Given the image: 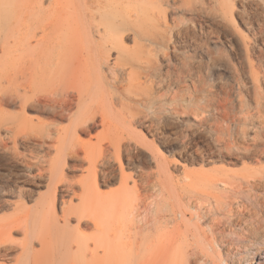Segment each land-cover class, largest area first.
I'll list each match as a JSON object with an SVG mask.
<instances>
[{"label": "bare ground", "instance_id": "1", "mask_svg": "<svg viewBox=\"0 0 264 264\" xmlns=\"http://www.w3.org/2000/svg\"><path fill=\"white\" fill-rule=\"evenodd\" d=\"M215 39L237 64L212 90ZM0 170V264L254 258L264 0H0Z\"/></svg>", "mask_w": 264, "mask_h": 264}, {"label": "rangeland", "instance_id": "2", "mask_svg": "<svg viewBox=\"0 0 264 264\" xmlns=\"http://www.w3.org/2000/svg\"><path fill=\"white\" fill-rule=\"evenodd\" d=\"M236 7H239V3L238 2H236ZM209 45L214 50V52L220 57L219 61L217 62V64L215 66H213V68L212 67H208L207 68V71L208 70L209 71L206 73L207 82L210 83V84L208 83V85L215 86V87L210 86V87H212V90H215V88H218V86H221V85L226 86V84L227 85L230 84L231 79H232V77H231L232 70H233L232 67H233L234 64H237V56H236L235 53H231L230 51L227 52V50H225L223 48V41L220 40V39H217V40L215 39L214 42L213 41L212 42L210 41ZM207 76H208V78H207ZM208 85H207V87L210 88ZM186 117H187V115H186ZM183 128L184 127L182 126L179 129H181L182 131H184ZM194 138L195 139H192L193 140V143H192L193 145L203 146L205 144V142L203 141V139L199 135L196 136V137H194ZM161 150L162 151L164 150L163 152L164 153L166 152L165 154L168 155L171 159L174 158V157L171 156L170 152L166 151L164 148H162ZM2 163H4V162L2 161ZM216 166H221V165L218 164ZM189 168H190V170H196V169L200 168V166H198V165H189ZM234 168L238 169L240 167L237 166V167H234ZM0 171H4V170H0ZM1 182L2 181L0 180V183ZM112 187L114 188V186H112ZM106 188H107L106 190H108L109 187H106ZM185 206L188 207V205H184V207L182 206V208L181 207H174V208H178V209H174V211H171V210L170 211H168V210L165 211L164 210L165 212L164 213L162 212L161 215L157 217V219H165V217H166V219H171V218L173 219V217H174V219H177V218L178 219H182V218L183 219H189L190 217H191L190 219H193V218L194 219H201V217H202L201 216V214H202L201 212L197 214V212H195L193 209H191L190 207L189 208H185ZM187 209H188V211L186 212ZM179 212L180 213H183V214H180ZM2 215H3V213L0 212V216H2ZM191 215H193L195 217H193ZM183 216H186L187 218L186 217L184 218ZM217 217L218 218H221L222 216L220 217V215H219ZM243 217H244V219H251V217H250V215H249L248 212L245 213L242 216V219H243ZM232 235L233 234H230L229 237H235V235H233V236ZM231 241H233V242H231ZM244 241H238V240L229 239L226 242V244H227L226 247L228 248V252H230L231 254L233 253V255H231L232 256L231 258L235 261V263L236 264H247V263L249 264L250 262H253V264H264V244H263L262 251L258 252V250L254 249V251L256 253L254 254V258H252V257H250V256L247 255V252H246V250L243 247H240L241 245H244V244H250L251 239H249L247 237L246 240H244ZM248 241H249V243H248ZM12 262L14 264V261H11L8 264H11Z\"/></svg>", "mask_w": 264, "mask_h": 264}]
</instances>
